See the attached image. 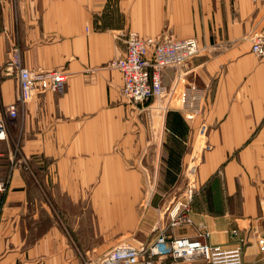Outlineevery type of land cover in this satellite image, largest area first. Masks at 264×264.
I'll use <instances>...</instances> for the list:
<instances>
[{"label":"crops","instance_id":"crops-1","mask_svg":"<svg viewBox=\"0 0 264 264\" xmlns=\"http://www.w3.org/2000/svg\"><path fill=\"white\" fill-rule=\"evenodd\" d=\"M130 30L198 39L178 81L176 68L162 71L170 96H122L109 63ZM261 31L264 0H0V264H95L119 243H147L189 177L194 223L168 232L201 238L202 223L210 244L264 264V64L252 52ZM15 46L24 66L65 71L66 90L19 102L6 70ZM189 81L208 91L202 116L183 110Z\"/></svg>","mask_w":264,"mask_h":264},{"label":"built area","instance_id":"built-area-1","mask_svg":"<svg viewBox=\"0 0 264 264\" xmlns=\"http://www.w3.org/2000/svg\"><path fill=\"white\" fill-rule=\"evenodd\" d=\"M127 49L123 56L110 61L109 66L120 70L123 74L122 96L130 103L141 104L154 102L168 97L174 91L166 85L162 78V71L166 67L177 69L175 80L178 81L184 74L185 64L197 56L201 46L196 37L165 38L143 36L139 32L130 30L127 33ZM252 52L264 64V31L253 34ZM9 75H14L19 82L18 101L22 103L40 97L52 91L63 93L67 86V73L59 68L42 70L31 69L22 63L21 51L15 46L11 57L6 64ZM208 91L200 88L194 82H187L183 91V110L192 116H202L207 103ZM11 118L19 114L17 103L7 108ZM208 134V125L202 122L198 129V136L204 139ZM7 136V125L0 117V140ZM206 149L212 148L206 143ZM194 167L190 169L192 175ZM188 175V176H189ZM183 198L177 199L168 209V225L158 228L157 236L141 245L122 242L106 253L95 264H160V260L171 257L173 264L203 260L208 264H244L241 246L223 247L212 245L207 239L210 236L208 228L199 223L198 235L194 238L188 235H178L175 228L192 225V200L194 184L191 177ZM3 189V184H0ZM264 206V199L261 200ZM173 230L171 233L168 230ZM264 250V243H263Z\"/></svg>","mask_w":264,"mask_h":264}]
</instances>
